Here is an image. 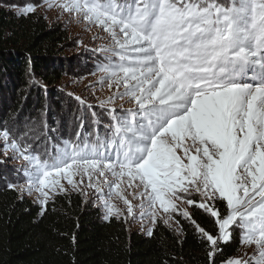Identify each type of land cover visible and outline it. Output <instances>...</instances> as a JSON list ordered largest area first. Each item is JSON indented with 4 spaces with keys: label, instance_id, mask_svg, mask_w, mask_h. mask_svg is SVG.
<instances>
[{
    "label": "snow or ice",
    "instance_id": "6c2138e0",
    "mask_svg": "<svg viewBox=\"0 0 264 264\" xmlns=\"http://www.w3.org/2000/svg\"><path fill=\"white\" fill-rule=\"evenodd\" d=\"M58 7L112 42L100 49L107 55L98 70L116 91L101 105L127 98L134 106L107 109L103 137L81 125L43 151L34 129L0 126V149L25 161L16 169L24 182L8 188L38 192L43 214L67 190L61 180L77 190L86 178L104 197L105 220L147 219L151 237L158 223L181 231L172 227L179 214L206 244L209 264L237 232L255 250L221 264H264V0H62ZM184 204L214 218L217 232Z\"/></svg>",
    "mask_w": 264,
    "mask_h": 264
},
{
    "label": "trees",
    "instance_id": "16d2710c",
    "mask_svg": "<svg viewBox=\"0 0 264 264\" xmlns=\"http://www.w3.org/2000/svg\"><path fill=\"white\" fill-rule=\"evenodd\" d=\"M68 45L61 27L48 26L34 14L17 18L0 8L2 114L33 118L45 104L67 101L58 82L70 68L62 56ZM55 111H62L60 105ZM190 215L205 230L217 232L214 218L203 210L192 206ZM175 221L181 231L158 223L153 235L145 237L129 232L120 220L103 219L80 194L55 196L41 214L30 200L0 188V264H209L207 246L192 223L182 217ZM221 247L215 264L236 254L239 233Z\"/></svg>",
    "mask_w": 264,
    "mask_h": 264
},
{
    "label": "rangeland",
    "instance_id": "374dc122",
    "mask_svg": "<svg viewBox=\"0 0 264 264\" xmlns=\"http://www.w3.org/2000/svg\"><path fill=\"white\" fill-rule=\"evenodd\" d=\"M59 2H62V0H15L11 3H0V8L13 13L17 18L29 14L42 17L48 26L61 27L69 39L68 49L62 53V56L66 62H69L70 68H67L66 75L58 82L59 90L64 93V96H67V101L49 102L43 106L41 113L33 118H27V115H25L24 118L20 119L18 114L9 117L7 113L2 114L0 109V126H7L19 132L34 129L40 137L44 138L38 145L40 151H43L45 146L50 148L53 142L59 143L62 139L74 138L81 125H83L84 131L89 133L99 131L103 137L106 133L104 126L111 121L107 109L115 107L119 110L121 106L124 109L134 106L127 102V98H124V100L114 99L112 104L105 103L101 105V101H107L116 91L114 87L109 88L106 79L101 83L104 73L98 70V65L103 62V57L107 55L100 49L102 46H110L112 42L108 35L103 33L97 26L88 25L75 14L69 15L60 9L58 7ZM30 5L34 6V11L22 14L23 10ZM77 97L80 99L78 100ZM57 105H60L61 112L55 111ZM65 114H67L66 117ZM68 114H71L70 118H68ZM49 129L53 131L49 132ZM2 143L0 141V144ZM12 155L11 150L5 153L3 149H0V188H8V184L11 183L17 185V189H19L20 183L24 182V177L19 175L16 169L24 167L25 161L23 159L7 158ZM74 179L79 180V177ZM61 183L65 184L67 190L58 192L50 200L61 194H80L85 202L99 210L104 219V208L102 206L104 197L98 198V194L94 189L86 186V178L85 183L80 184L77 190H73L70 185H67L66 180H61ZM17 189L12 190L17 193L19 198L30 200L34 205L41 208L37 200L38 192L33 190L31 194H27ZM126 193L129 194L131 199V190L126 189ZM194 199L199 200L200 197L194 194ZM112 202L117 207L124 208L122 201L113 199ZM138 202V200H133L134 205ZM182 207L190 213L192 206L184 204ZM136 212L138 215V210ZM177 217L184 218L176 214L174 221ZM116 220H120L129 232H136L139 235L148 237L146 231L151 225L147 219L140 220L137 218L133 220L129 217L127 222L123 218ZM172 227L178 228L175 222H173ZM254 250V245L248 246L240 243L238 251L232 257L248 259Z\"/></svg>",
    "mask_w": 264,
    "mask_h": 264
}]
</instances>
